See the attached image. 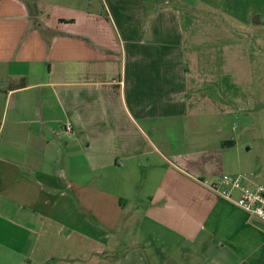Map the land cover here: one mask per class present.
<instances>
[{
	"label": "crops",
	"instance_id": "obj_1",
	"mask_svg": "<svg viewBox=\"0 0 264 264\" xmlns=\"http://www.w3.org/2000/svg\"><path fill=\"white\" fill-rule=\"evenodd\" d=\"M171 2L0 0V264L264 257V221L204 182L239 174L222 154L234 138L174 161L152 135L184 112L193 70ZM157 159L175 172L149 182Z\"/></svg>",
	"mask_w": 264,
	"mask_h": 264
},
{
	"label": "rangeland",
	"instance_id": "obj_2",
	"mask_svg": "<svg viewBox=\"0 0 264 264\" xmlns=\"http://www.w3.org/2000/svg\"><path fill=\"white\" fill-rule=\"evenodd\" d=\"M167 6L181 9L192 84L184 112L156 121V144L177 161L173 155H187L194 139L231 136L236 144L222 152L225 167L257 180L255 172H264V0H172ZM161 160L141 171L149 182L159 173L174 174Z\"/></svg>",
	"mask_w": 264,
	"mask_h": 264
},
{
	"label": "built area",
	"instance_id": "obj_3",
	"mask_svg": "<svg viewBox=\"0 0 264 264\" xmlns=\"http://www.w3.org/2000/svg\"><path fill=\"white\" fill-rule=\"evenodd\" d=\"M213 190L264 221V183H255L248 174H221L216 180H204ZM234 193L238 195L235 196Z\"/></svg>",
	"mask_w": 264,
	"mask_h": 264
}]
</instances>
